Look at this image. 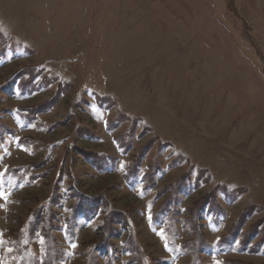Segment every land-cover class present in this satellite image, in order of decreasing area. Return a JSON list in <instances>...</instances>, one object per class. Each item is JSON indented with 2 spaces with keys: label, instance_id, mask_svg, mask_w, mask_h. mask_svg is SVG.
<instances>
[{
  "label": "rangeland",
  "instance_id": "rangeland-1",
  "mask_svg": "<svg viewBox=\"0 0 264 264\" xmlns=\"http://www.w3.org/2000/svg\"><path fill=\"white\" fill-rule=\"evenodd\" d=\"M52 100L34 121L21 112ZM0 124V264H41L53 243L56 264H264V0H0ZM24 164L43 177H4ZM57 184L55 238L35 233L27 251L18 239ZM99 198L128 224L109 233ZM193 216L196 258L179 255ZM106 239L114 257L94 251Z\"/></svg>",
  "mask_w": 264,
  "mask_h": 264
},
{
  "label": "trees",
  "instance_id": "trees-1",
  "mask_svg": "<svg viewBox=\"0 0 264 264\" xmlns=\"http://www.w3.org/2000/svg\"><path fill=\"white\" fill-rule=\"evenodd\" d=\"M26 75H20V79L22 77H25ZM33 79V76H31L29 78V81H32ZM24 85V84H23ZM26 89V88H24ZM23 89V90H24ZM37 90V87L33 86L32 88H29V90L27 91L28 93H31L33 91ZM24 92V91H23ZM54 104L53 100L52 101H48L47 103H44L40 106H33V107H29V108H23L21 110V112L25 113L29 119V121H34L36 120L37 116L39 114H41L42 112H45L46 109H49V107H52ZM3 130H7L5 128V126H3L2 124H0V139L1 136H2V133H3ZM35 143L34 140H31L29 138H20L18 139V143L20 145H28L31 144V143ZM80 153L81 155L87 160L88 163H90L91 165L94 166L95 169H97L99 172L103 171L105 168V163L107 160V157L106 156H103V155H96L94 153H90V152H86V151H83V150H80ZM108 159H112V158H108ZM136 163L133 165V167L131 168V173H136L137 171V165L139 163V156L137 157V160L135 161ZM37 167H39V164L38 165H31V164H24V165H20V166H15V167H8L5 172H4V177L5 176H9V177H14L15 178V182L17 185L19 184H24V185H27V186H30L32 185L35 181H37L38 179H40L41 177H43L44 174H39L37 172H34L33 174H30V172L32 170H36ZM129 173V175L131 174ZM151 175L149 174L148 177H150ZM61 178H59V181H60ZM180 184V183H179ZM179 184L177 185V188L178 189V186ZM153 187V185L151 186ZM58 191H59V185L57 184L55 186V191L53 192V194L55 195H52V198H53V201H52V198L48 200V203L47 204H42L41 206H38L39 208H35L31 214H30V221L27 223L28 226H26V230H27V233H25L23 235V237H20L18 239L19 242L18 245L21 246V247H24L26 245V249L27 251L29 250V246H33L31 243H32V240L33 238L35 237V233L37 235H41L42 237L45 236L46 239L50 238V237H53V239L55 238L53 236V231L55 230V228L57 227L56 225H54V222H53V217L55 218L56 214L54 213V207L55 205H57V201L60 200L59 198V194H58ZM176 191H173V194L172 196L165 200V202H163V205L160 206L158 208V210L155 212L153 218L156 220L158 217H160L159 221L160 223H166L169 219L170 220H173L175 218V216L171 217V215H174V199L176 198ZM77 194L79 192H76ZM77 196V195H76ZM79 199L77 201V209L78 210H81L82 212V215H83V208L80 209V207L82 206L83 204V201H87L85 198H87L86 196L84 195H78ZM51 200V201H50ZM103 198H99L98 200H92L91 203L94 202V205H93V208L95 209V214L97 213H101L105 216V219L107 217L106 220H104L106 223H105V229L109 231V233H112V231H117L115 229V224L117 223H120V224H128L127 223V217L125 216V212H121L118 210V212H113V211H110L108 208H107V202L105 201H102ZM171 200H173L174 202H172ZM50 201V202H49ZM88 202V201H87ZM173 203V205L171 206V204ZM203 202L200 201L199 204H197L196 206H198L199 208H201L203 206ZM84 211L86 213L89 212V209H84ZM91 211V210H90ZM167 213H168V216H167ZM169 218L168 220L166 219ZM171 217V218H170ZM195 218V219H194ZM193 219L195 221H192L191 223V227L193 229V232H194V237L193 238H190L189 240H185L184 242H182L180 244V250H181V253H179V255H185L186 254H191L193 258H196L198 257L199 253L201 252L200 250L205 248L206 245H207V242H203V237L201 236V232L199 230V224L196 222V219H197V216H193ZM158 220V219H157ZM198 220V219H197ZM241 221H244V217L242 219H240L239 221V224L237 225V228L238 226H240V222ZM258 226L255 225L254 228L256 229ZM25 230V231H26ZM236 227L233 229V232L232 233H229V231L225 234V235H222L217 243V248L219 250H223V249H227L225 248L224 246H231L234 244L235 240H236ZM252 235L251 233L249 234V236ZM25 237H27V239H24ZM129 246L131 247L132 251H133V254L132 256L134 255H137V245H136V242L135 240L130 237L129 239ZM113 245L112 244V241H110L109 239H106L104 242H101V243H94V251H102V252H106L107 254L110 255V258L111 257H114L115 253H113L114 251V248H113ZM52 248L54 249V252L52 254L48 253L46 255L43 256V259L41 260V264H56V263H62L65 261V258L62 254V250L61 249H56L55 248V245L54 243L52 244ZM208 248V245L206 247V249ZM48 250H49V247H48ZM229 250V249H227ZM138 252H139V249H138ZM30 253V257L34 259L35 261V264H36V255L34 253ZM140 254V253H139ZM201 260L199 261H195L193 262L192 264H201ZM223 264H238V263H235V262H230L229 261H225L223 262ZM240 264H243V263H240Z\"/></svg>",
  "mask_w": 264,
  "mask_h": 264
}]
</instances>
